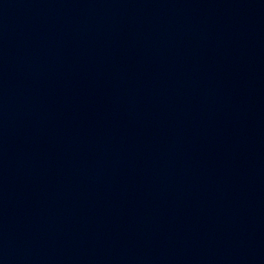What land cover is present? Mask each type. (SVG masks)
<instances>
[{
	"label": "water",
	"instance_id": "95a60500",
	"mask_svg": "<svg viewBox=\"0 0 264 264\" xmlns=\"http://www.w3.org/2000/svg\"><path fill=\"white\" fill-rule=\"evenodd\" d=\"M0 264H264V0H0Z\"/></svg>",
	"mask_w": 264,
	"mask_h": 264
}]
</instances>
